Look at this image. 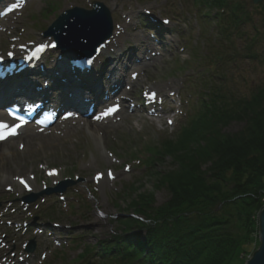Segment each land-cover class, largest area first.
<instances>
[{
	"label": "rangeland",
	"instance_id": "1",
	"mask_svg": "<svg viewBox=\"0 0 264 264\" xmlns=\"http://www.w3.org/2000/svg\"><path fill=\"white\" fill-rule=\"evenodd\" d=\"M96 2L111 11L113 36L120 33L117 39L123 48L135 36L138 41L154 43L144 25L148 19L145 11L158 21L170 20V34L162 45L155 44L160 56L148 64L129 93L130 99L140 100L145 90L157 91L167 98V116L150 120L127 109L117 118L120 122L114 120V128L100 132L97 138L85 125H77L74 133L65 137L62 131L69 127L66 124L43 133L52 141L26 146L20 136L0 145V264H4V256L14 264H101L99 245L120 235L116 221L133 213L131 202L142 194H153L156 206L169 200L168 190L159 187V176L178 167L170 156H157L155 151L162 150L164 142L178 140L180 123L199 110L201 94L221 86L233 96L249 97L264 83V66L247 59L244 43L237 41L228 50L211 48L217 24L213 19L204 22L193 0H31L0 26V57L12 49L15 40L23 44L38 40L41 30L64 11L90 9ZM253 17V26H260L261 16L254 13ZM251 27L242 29L253 35ZM157 49L149 48L146 56ZM114 50L110 48L106 54L113 56ZM222 54H230L229 61L213 64L216 55ZM131 67L128 64L123 72L125 80L133 72ZM220 78L224 83L218 81ZM171 107L175 111L181 107L183 112L173 113ZM172 119L171 127L167 122ZM243 127V122L232 120L220 123L217 129L220 134H236ZM52 169L58 170V176L47 177L46 171ZM20 178L30 183L31 193L18 184ZM5 179L11 180L10 185H6L9 181L3 184ZM104 181L107 184L103 186ZM47 190L56 193L38 197L25 211L24 198ZM61 196L64 202L59 200ZM13 221L21 223L20 231L8 223ZM24 222L29 225L28 232L22 227ZM31 240L36 242L33 253L23 249ZM88 247L96 255L80 259ZM14 255L23 256L25 261L13 259ZM251 256L248 253L240 258L246 262Z\"/></svg>",
	"mask_w": 264,
	"mask_h": 264
},
{
	"label": "trees",
	"instance_id": "2",
	"mask_svg": "<svg viewBox=\"0 0 264 264\" xmlns=\"http://www.w3.org/2000/svg\"><path fill=\"white\" fill-rule=\"evenodd\" d=\"M193 2L204 22L217 24L212 49L228 50L240 41L247 59L264 66V4ZM254 13L260 26H253ZM249 25L253 35L242 29ZM228 56L216 55L213 64H225ZM219 87L201 94V106L181 126L178 140L155 151L178 167L159 176L169 200L156 206L153 194H142L131 202V216L116 221L120 235L99 245L101 264H245L240 257L256 251L264 209V83L249 97ZM232 120L243 122V129L220 134L217 126ZM92 251L86 248L79 258L94 257Z\"/></svg>",
	"mask_w": 264,
	"mask_h": 264
},
{
	"label": "water",
	"instance_id": "3",
	"mask_svg": "<svg viewBox=\"0 0 264 264\" xmlns=\"http://www.w3.org/2000/svg\"><path fill=\"white\" fill-rule=\"evenodd\" d=\"M264 0H251L258 6ZM111 31V20L104 5L96 3L90 11L75 8L62 13L48 28L47 34L53 35L60 45L72 48L76 59L91 54L96 46L106 40ZM259 246L245 264H264V209L258 215Z\"/></svg>",
	"mask_w": 264,
	"mask_h": 264
},
{
	"label": "bare ground",
	"instance_id": "4",
	"mask_svg": "<svg viewBox=\"0 0 264 264\" xmlns=\"http://www.w3.org/2000/svg\"><path fill=\"white\" fill-rule=\"evenodd\" d=\"M133 39H135L136 43H139V42L141 43V41L137 40L138 38L136 36ZM115 43H116V41L113 42V40H112L110 45H109V47H112V48L117 47L118 48V46L120 45V42L118 41V44H115ZM65 46H66V49H68V46L67 45H65ZM56 66H57V68H59V70H61L59 72L62 75H66L65 65H64L63 62H59ZM144 70H145L144 68L140 70V73L138 74V77H137L136 80H131V82H130L131 85H136V84H138L140 82V78L139 77L141 76V72L144 73ZM53 74H54V71H53ZM113 75H114V73L111 72V76H113ZM67 76L70 77L69 74H67ZM21 79L22 80H20V81L16 80V82L14 84L15 86H13L11 84L12 87H9L6 92H3V93L1 92L0 93V102L4 101V100H9L11 97H15L18 94L19 95H23L22 91H24V88L26 87L27 84L22 82L24 77H22ZM57 81H59V80H57ZM71 82H73V81L71 80ZM87 83L90 84L91 86H94L98 82L95 79H87V78L81 76V77H79V82H77V83L73 82V84L68 83V85H69L68 88L69 89H67L66 95L72 94V97L69 98V99L72 100L74 102V104H78L79 103V98L78 97L85 91V87L87 86ZM23 84L25 86H23ZM26 88H28V87H26ZM9 91L11 92V94H9ZM68 123H69L70 126L67 127V128L64 127L65 130H63V134H64L65 137H70V135L73 134L74 131H75V125L80 124V123H83L84 125H86L87 128H88V131L91 133V135H94V137H96V138H97V136H99L100 132H104L106 129L114 128V125L112 123H110V122H108L106 124L105 123L98 124V123H93L91 121L83 120V121H80L77 124L75 123V125L72 124L73 122H68ZM23 139L25 140L26 146L27 145L31 146L35 142H39V143L42 144V143L47 142V141H52L50 137H45L42 134L40 135V134H37V133H34V132L26 133L24 135ZM54 139H58L59 140L58 137H55ZM8 143L9 142L7 140L5 142V144H8ZM5 144H3V145H5ZM5 180H7V182H4L3 184L8 183V181H9V183L6 184V185H10L11 180L10 179H5ZM5 180H3V181H5ZM102 184H103V186L106 185L107 181H104Z\"/></svg>",
	"mask_w": 264,
	"mask_h": 264
},
{
	"label": "snow or ice",
	"instance_id": "5",
	"mask_svg": "<svg viewBox=\"0 0 264 264\" xmlns=\"http://www.w3.org/2000/svg\"><path fill=\"white\" fill-rule=\"evenodd\" d=\"M54 47V45H53ZM9 55L11 56L12 53H9ZM2 57H0V61H2ZM115 109H109L108 111L111 112V111H114ZM19 125H17L18 127ZM9 126L7 124H3V123H0V128H8ZM10 135H14L15 134V127L12 129V132L9 133ZM5 137L4 136H0V139H4ZM23 183V181H21Z\"/></svg>",
	"mask_w": 264,
	"mask_h": 264
}]
</instances>
